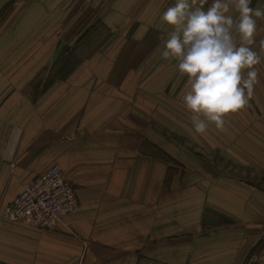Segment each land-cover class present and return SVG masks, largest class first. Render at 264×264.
<instances>
[{"label":"crops","instance_id":"obj_1","mask_svg":"<svg viewBox=\"0 0 264 264\" xmlns=\"http://www.w3.org/2000/svg\"><path fill=\"white\" fill-rule=\"evenodd\" d=\"M9 42L0 34V210L53 165L78 205L49 231L0 217V264H264V192L237 178L257 156L264 175V150L220 146L230 166L216 175L174 156L138 48L122 71L91 59L46 87L40 70L13 69Z\"/></svg>","mask_w":264,"mask_h":264},{"label":"rangeland","instance_id":"obj_2","mask_svg":"<svg viewBox=\"0 0 264 264\" xmlns=\"http://www.w3.org/2000/svg\"><path fill=\"white\" fill-rule=\"evenodd\" d=\"M175 3L176 0H0V34L8 33V52L18 56L12 62L13 69L29 65V71L40 70L46 87L91 59L101 65L112 55L113 60L107 58L110 70L122 71L128 65L127 54L138 48L134 66L141 71L142 90L154 92L150 96L152 102L154 98L156 101L158 121L164 122L166 117L167 123L170 121L166 127L157 126L158 132L161 130L168 137L174 156L180 160L189 158L191 167L198 164L216 175L220 167L230 166L220 158V146L226 149L236 144L253 155L264 150L259 148L264 146V55L255 66L259 83L254 86L248 104L226 115L223 130L209 123L205 133H196L192 113L183 104V95L189 90L188 77L179 72L177 60L161 56L167 33L174 31V26L163 22L161 17ZM211 3L212 0H207L203 5L205 11ZM250 7L264 9V0H252ZM229 14L234 18L238 15L235 10ZM255 19L258 31L254 50L260 53L264 18ZM137 37H140L138 47L132 45ZM236 39L239 43L238 35ZM147 93L144 95L148 96ZM177 158L171 161L174 167L182 166ZM260 160L258 156L253 158L256 168L249 174H237V178L264 192V175L254 173L261 170L255 163Z\"/></svg>","mask_w":264,"mask_h":264},{"label":"clouds","instance_id":"obj_3","mask_svg":"<svg viewBox=\"0 0 264 264\" xmlns=\"http://www.w3.org/2000/svg\"><path fill=\"white\" fill-rule=\"evenodd\" d=\"M206 3L176 0L161 17L174 26L161 56L177 60L179 72L188 77L183 104L198 134L205 133L209 123L223 130L226 115L248 104L259 83L255 66L264 55V39L259 41L260 53L254 50L255 18H264V9L250 7L252 0H212L205 11ZM232 10L238 13L235 18L229 14Z\"/></svg>","mask_w":264,"mask_h":264},{"label":"built area","instance_id":"obj_4","mask_svg":"<svg viewBox=\"0 0 264 264\" xmlns=\"http://www.w3.org/2000/svg\"><path fill=\"white\" fill-rule=\"evenodd\" d=\"M78 205L72 183L59 166L46 169L35 181L24 184L21 193L4 209L0 217L49 231L60 224Z\"/></svg>","mask_w":264,"mask_h":264}]
</instances>
